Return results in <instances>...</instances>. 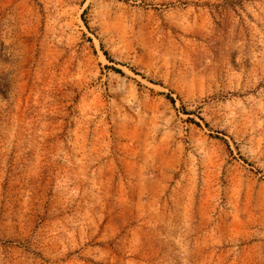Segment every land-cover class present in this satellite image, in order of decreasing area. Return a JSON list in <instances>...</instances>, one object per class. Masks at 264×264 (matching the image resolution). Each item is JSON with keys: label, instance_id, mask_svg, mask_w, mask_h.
<instances>
[{"label": "rangeland", "instance_id": "1", "mask_svg": "<svg viewBox=\"0 0 264 264\" xmlns=\"http://www.w3.org/2000/svg\"><path fill=\"white\" fill-rule=\"evenodd\" d=\"M0 264H264V0H0Z\"/></svg>", "mask_w": 264, "mask_h": 264}]
</instances>
